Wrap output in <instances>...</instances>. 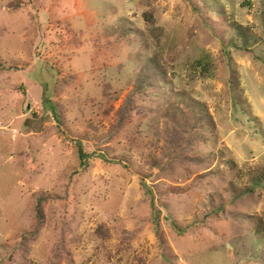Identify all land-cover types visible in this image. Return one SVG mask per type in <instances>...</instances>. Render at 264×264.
Here are the masks:
<instances>
[{
  "label": "rangeland",
  "instance_id": "1",
  "mask_svg": "<svg viewBox=\"0 0 264 264\" xmlns=\"http://www.w3.org/2000/svg\"><path fill=\"white\" fill-rule=\"evenodd\" d=\"M256 176L264 0H0V264H264Z\"/></svg>",
  "mask_w": 264,
  "mask_h": 264
},
{
  "label": "trees",
  "instance_id": "2",
  "mask_svg": "<svg viewBox=\"0 0 264 264\" xmlns=\"http://www.w3.org/2000/svg\"><path fill=\"white\" fill-rule=\"evenodd\" d=\"M128 108H125L124 110L121 111L120 113V117H119V124H122L124 118H125V114L127 112ZM56 116V115H55ZM78 153H79V159L81 161V166L82 167H85L87 166L88 164V160H89V155L86 154L83 150V147L82 145H80L78 147ZM101 158L105 160V157H103L101 155ZM253 183L255 186H262L264 184V177H259V176H256L253 178ZM144 188L147 190V192L149 193L150 190L149 188L146 186V184L144 183ZM151 193V192H150ZM45 200V197L44 196H39L37 198V201H36V205H35V217L40 220L41 217H42V204ZM153 203V210L155 212L154 216H155V219H154V222H155V225L158 226V223H159V211L156 209L155 205H154V202Z\"/></svg>",
  "mask_w": 264,
  "mask_h": 264
}]
</instances>
